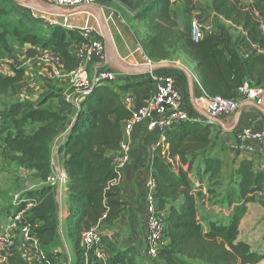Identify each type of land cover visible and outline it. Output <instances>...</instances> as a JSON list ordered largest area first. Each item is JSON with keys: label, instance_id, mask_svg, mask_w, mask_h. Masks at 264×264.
Here are the masks:
<instances>
[{"label": "trees", "instance_id": "1", "mask_svg": "<svg viewBox=\"0 0 264 264\" xmlns=\"http://www.w3.org/2000/svg\"><path fill=\"white\" fill-rule=\"evenodd\" d=\"M4 0H0V2ZM133 20L143 24L140 39L155 63L177 62L186 57L195 65L203 90L212 96L235 98L238 88L248 82L264 89V52L255 32L257 16L242 5V0H212V13L227 25L222 34L209 35L200 42L192 40L173 13L176 0H112ZM0 4V46L9 38L24 44L50 49L65 62L64 71L72 73L76 63L71 55L75 42L84 41L80 29L60 26L40 31L12 16ZM236 32L234 36L232 33ZM23 72L0 76V143L12 161L43 182V188L27 195L35 207L27 218L44 246H51L59 236L62 221L54 188L46 182L52 173V147L60 139L57 160L70 179L67 195L72 200L67 214L70 231L67 238L79 251L77 264H93L94 255L81 248L82 234L92 228L109 230L121 218L124 204L120 187L114 185L118 174L109 153L120 150L124 122L131 117L123 105V96L111 85L98 84L82 97L79 104L68 102L52 91L35 104L14 101L16 85ZM57 101V109L46 106ZM30 126H33L28 132ZM215 124L184 122L167 129L149 166L157 182L159 209L167 211L169 231L159 252V264H259L262 256L250 251L239 240L240 225L247 205L264 189V174L255 171L254 162L246 160L237 172V190L226 192L229 216L226 223L209 219L204 229L199 216L195 162L202 158L203 174L219 182L224 162L213 155L217 136ZM198 182V181H197ZM216 182V183H217ZM237 199V202H234ZM235 203V204H234ZM210 217V216H208ZM105 244L113 253V264H148L137 261V247ZM4 264H28L11 250Z\"/></svg>", "mask_w": 264, "mask_h": 264}, {"label": "built area", "instance_id": "2", "mask_svg": "<svg viewBox=\"0 0 264 264\" xmlns=\"http://www.w3.org/2000/svg\"><path fill=\"white\" fill-rule=\"evenodd\" d=\"M48 7H58L68 10H78L85 8L93 14H100L103 19L106 18L105 10L99 7L100 0H43ZM53 18L68 20V16L51 15ZM49 28L62 26L61 20H51L45 22ZM84 41L75 42L71 47V55L75 60L76 68L68 76L72 77L74 91L65 95L68 102L79 104L82 97L92 91L98 84H107L114 86L118 80L116 71L100 68L91 76L90 68L102 63L106 59V43L100 37H95L96 30L86 26L82 28ZM255 32L261 40V49L264 52V22L258 21ZM193 41L200 42L204 37L216 35L218 32L213 24H205L199 17H193L189 30ZM141 53V56L137 53ZM140 56V57H139ZM59 55H54V63H58ZM15 59V58H10ZM57 59V60H56ZM135 68L151 69L155 64L142 46H139L128 61ZM58 65V64H57ZM61 70L64 67L60 66ZM66 75V74H65ZM155 87V93L145 104L138 105L132 96L123 97V105L131 113V117L124 122L123 139L120 150L113 158L115 171L118 174L117 179L113 181L114 185L120 186L122 171L128 167L131 162L132 147L126 141L137 126L146 125L150 137L158 140L163 133L170 128L184 122L208 123L203 114L210 118L219 120L222 117L235 114L239 110V102L233 99H227L221 96H212L205 91L196 99V108L198 112L195 115L189 113L186 108L184 98L177 89L176 78L172 75L152 78ZM262 88L252 87L248 82L244 83L237 91L238 97L245 98L247 101L259 103ZM160 142V141H159ZM238 157H259L264 158V131L256 130L252 127H245L236 132L235 141L231 146ZM52 173L46 182L47 185L54 188L56 201L59 204V217L62 221V201L66 198L70 184L69 176L65 168L56 161L58 155L57 149L52 153ZM143 194V207L146 213V238L144 241V256L148 264H159L160 249L166 243V237L169 231V225L166 214L159 209L155 194L157 182L149 169L147 178L141 183ZM264 197V193H260ZM32 199L24 196L17 198L11 209L9 223L5 232L0 233V257L7 259L11 250L17 249L23 260L28 264H46L47 255L44 251V245L34 228L27 218L30 211L35 207ZM103 235L98 227L92 228L82 234L81 245L85 250V255H94L93 264H111L113 253L108 250L103 241ZM20 239V240H19ZM22 244L17 246V243ZM87 259V264L89 259Z\"/></svg>", "mask_w": 264, "mask_h": 264}, {"label": "rangeland", "instance_id": "3", "mask_svg": "<svg viewBox=\"0 0 264 264\" xmlns=\"http://www.w3.org/2000/svg\"><path fill=\"white\" fill-rule=\"evenodd\" d=\"M16 0H4L0 2L3 5V9H9L10 14L12 16H16L18 18H22L25 20L27 24H30L34 27H37L41 32L46 30L48 34V25L45 23L47 21L53 20H61L63 24L61 28L64 29H82L86 26L94 27V29L104 36L106 39V31L111 29L113 33L117 34L118 31V20L119 17H123L124 22L130 26L133 24V20L128 18V16L121 12L119 6L113 2L112 0H100L99 7H102L105 10L106 18H102V24L99 25L96 22V19L93 16H96V13L93 14L85 8H80L73 18L65 20L61 18H53L51 13L41 11L36 9L35 7H23L15 2ZM26 4H37L43 8H51L48 7L47 4L43 0H17ZM212 0H176L173 6V13L178 19L181 27L189 32L191 21L193 17H199L205 24H213L216 31L222 34V27L227 24L219 20L212 13L211 9ZM242 5L250 11L253 12L257 16L258 21L264 22V0H242ZM258 13V14H257ZM91 16L90 20L85 17ZM100 15V14H99ZM101 16V15H100ZM98 20V18H97ZM103 25V26H102ZM228 26V25H227ZM104 27L106 30H104ZM138 32V39L144 36L145 31L143 28ZM103 34V35H102ZM234 36L237 35L236 32L232 33ZM99 35L95 34V37ZM141 40V39H140ZM141 53H137L141 56ZM55 54L50 49H43L40 46H34L32 44H24L22 42H17L13 38H9L8 42L4 45L0 46V76H13L16 71L23 72L24 79L22 82L16 85V95L14 97V101L18 102H29V103H37L41 100V98L45 97L46 94H50L52 91L58 92L59 94L64 95L62 91L66 90L67 94L72 93L74 91L72 85V77L68 76L63 69L61 70L60 61L58 63H54L53 58ZM139 56V57H140ZM15 59H10V58ZM60 60L59 57H57ZM57 60V59H56ZM180 58L178 61H182ZM58 64V65H57ZM157 64V63H156ZM66 74V75H65ZM64 80L66 83L64 84ZM253 87V86H252ZM114 88V87H113ZM240 88V87H239ZM238 88V89H239ZM64 89V90H63ZM65 92V91H64ZM238 95V94H237ZM241 97H239L240 99ZM235 100L234 98H232ZM245 100V98H241ZM0 100L10 101L7 97H2ZM236 101V100H235ZM50 111L57 109V101L52 100L46 106ZM33 126H30L29 131ZM217 142H219V136L214 138L213 141V151L218 148H214L217 146ZM60 145V141H58L55 145V148L58 149ZM54 148V146H53ZM214 155V152H213ZM218 152L216 151V154ZM10 155L4 151L3 145L0 143V233L5 232L7 229V224L9 223V216L11 214V209L13 207L14 202L17 198L24 197L30 192H35L43 188V182H41L36 177L32 176L31 172L20 167L16 162L12 161L9 157ZM220 156V155H219ZM254 158V157H252ZM259 158V157H258ZM264 159V158H261ZM202 158H199L194 165V173L199 175L200 181L197 178L196 186H197V195H198V208H199V216L202 220V224L204 229H207L209 226V219L216 220L218 223H226L227 217L229 216L228 210V200L226 197V192L229 189L235 188L237 190V178H238V166L241 165L242 162L248 159H238L229 163V161L225 164V170L220 177L219 182L210 181L208 176L203 174V165ZM56 161L57 157H56ZM113 161V160H112ZM114 166V164H113ZM255 171L258 173L264 174V169H262L261 165L255 168ZM122 177V175H121ZM217 182V183H216ZM121 183V180H120ZM140 185V184H139ZM120 187V186H119ZM141 185L138 188L143 201V194ZM121 190V189H120ZM260 193H264L260 191ZM256 195V194H255ZM69 199L68 196H65ZM66 198L62 201V225L60 227L59 236L56 239L55 243L51 246H44V251L47 255V263L46 264H77L79 251L75 246L73 241L67 238V233L70 231V225L67 223L68 217L66 214L69 213V209L65 208ZM255 199L247 205V212L241 222L240 225V237L239 240L244 241L250 247V251L257 254L258 256H262L263 260L259 264H264V197L260 195L259 200ZM234 202H237V199H234ZM72 201H68L67 205L70 208ZM235 204V203H234ZM143 204L141 203L142 217L143 221L139 220L138 234L141 235L143 231L146 232V213L144 207L142 209ZM212 209L214 211H212ZM209 210V211H208ZM212 211V212H211ZM167 216V211L164 212ZM210 214V215H208ZM210 216V217H208ZM67 217V218H66ZM121 219V218H120ZM142 219V218H141ZM66 223L64 224V221ZM144 226V230H143ZM124 222H120V220L113 225L109 230H102L101 233L103 236L107 237L106 232H110L115 234V238H108L106 241L117 245L119 248L131 245V241H133L132 233L130 227L126 228ZM116 234L118 235L116 237ZM147 235V233H146ZM20 240V239H19ZM105 242V239L103 238ZM115 242V243H114ZM22 244L21 242L17 243V246ZM130 244V245H128ZM21 246V245H20ZM136 247V246H135ZM82 248V245H81ZM108 248V247H107ZM140 256L137 257V261H143L145 256L144 252V243L141 247H138L137 250ZM83 249V248H82ZM17 252L18 250L15 249ZM109 250V249H108ZM110 251V250H109ZM85 252V250H84ZM9 256V255H8ZM7 259L0 257V264H4ZM97 264V263H94ZM111 264H113V260H111Z\"/></svg>", "mask_w": 264, "mask_h": 264}, {"label": "crops", "instance_id": "4", "mask_svg": "<svg viewBox=\"0 0 264 264\" xmlns=\"http://www.w3.org/2000/svg\"><path fill=\"white\" fill-rule=\"evenodd\" d=\"M119 9L121 12H123L120 7ZM75 15H77V12L72 15H68V19L73 18ZM93 17L96 19L98 25L99 22L100 25L102 24V16L96 14V16ZM85 18L90 20L91 16L88 15ZM117 25V34L113 33V31L110 29L108 33L106 32V39L96 31V34L99 35L98 37L102 38L106 43V59L104 62L97 63L90 68L91 76L94 75V73L100 68H107L116 71L118 74V80L116 85L111 87H114V89L122 94L123 97L127 95L132 96L138 105H142L147 103L155 93V87L152 78L172 75L176 78L177 89L184 98L187 110L190 114L195 115L198 112L196 108V99L204 91L199 82L198 75L194 70L195 65L191 63L186 57H183L182 61L161 62V64H176L181 67L178 69L162 67L153 70V72L151 73L144 72V68H135L131 66L128 61L130 60L132 53L139 46H142L144 48V42L138 39V32L136 31V28L140 31L143 27V24L134 22L133 24H130V26H128L124 22L123 17H119ZM59 58L61 66L64 67V60L60 56ZM123 68L143 70L140 72H127ZM63 83L65 84L66 80H64ZM64 91L62 92L65 96L67 94V91ZM234 99L239 102V110L233 115L220 118V123L215 124L214 127V132L217 135V138L219 136V142H217V146L214 147L218 148L217 150L213 151L214 156L219 157L224 162V164H226L228 161L229 163H231L235 161L236 158H238L239 160H249L248 157H238L231 148L232 144L235 141L236 132L238 130L245 127H252L256 130L264 131V89L260 96L259 103L243 100L241 98L239 99L237 94ZM58 141H60V139H58L53 145L54 148L52 147V153L56 149L55 145ZM126 141H128V143L132 147V156L130 164L122 171L120 189L122 194V202L124 204V210L120 222H124L127 226L126 228L130 227L133 238V241H131V245L138 248L142 246L146 238L144 226V231L141 235L138 234L137 229V227L139 226L138 221H143V214L141 210V203L143 204V201L138 188L140 187L141 183L147 178L149 166L153 158L158 155L157 149L160 145V142L157 138L150 137L148 135L146 125L137 126L133 134L130 137L126 138ZM216 151L218 152V155H215ZM116 153L117 152H111L108 155L113 160V158L116 156ZM250 160L254 162L255 168L261 165L262 169H264V159L258 157H250ZM239 166L237 168H239ZM259 197V194L255 195V199L259 200ZM68 201L71 202L72 200L70 198H66V210L69 209L67 205ZM212 211L214 210L212 209ZM65 223L66 220L64 221V224ZM106 233L109 239L115 238V234H112L110 232ZM117 236L118 235L116 234V237ZM139 250L140 248L138 249V251Z\"/></svg>", "mask_w": 264, "mask_h": 264}, {"label": "water", "instance_id": "5", "mask_svg": "<svg viewBox=\"0 0 264 264\" xmlns=\"http://www.w3.org/2000/svg\"><path fill=\"white\" fill-rule=\"evenodd\" d=\"M16 3H18L19 5H22L23 7H26V8L27 7H35L36 9H39L41 11H45V12H48V13H51V14H54V15H64V16L66 15V16H68V15H72V14H74L76 12V10H68V9H63V8H58V7H51V8H47L46 9V8H43V7L39 6V5H37V4H32V5L26 4V3H22L21 4V2H19L17 0H16ZM104 30H106L105 27H104ZM162 67H170V68H174V69L181 68V67H179L176 64H169V63H167V64L157 63L156 64L155 63L152 66L151 69L155 70V69L162 68ZM123 69L126 70L127 72H140V71L143 70V69L140 70V69H126V68H123ZM143 71L144 72H150V69L147 68V69H144ZM203 117L210 124H219L220 123L219 120L210 118L206 114H203Z\"/></svg>", "mask_w": 264, "mask_h": 264}]
</instances>
